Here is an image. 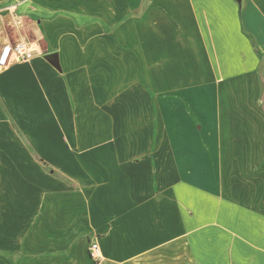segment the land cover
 <instances>
[{"label":"crops","instance_id":"0c3cea01","mask_svg":"<svg viewBox=\"0 0 264 264\" xmlns=\"http://www.w3.org/2000/svg\"><path fill=\"white\" fill-rule=\"evenodd\" d=\"M17 41L0 264H264V0H0Z\"/></svg>","mask_w":264,"mask_h":264},{"label":"built area","instance_id":"2783aa9c","mask_svg":"<svg viewBox=\"0 0 264 264\" xmlns=\"http://www.w3.org/2000/svg\"><path fill=\"white\" fill-rule=\"evenodd\" d=\"M35 54L36 49L31 43L24 41L5 43L0 51V69H5L14 63L30 61ZM89 253L95 261L100 262L102 254L97 241L91 243Z\"/></svg>","mask_w":264,"mask_h":264},{"label":"water","instance_id":"95a60500","mask_svg":"<svg viewBox=\"0 0 264 264\" xmlns=\"http://www.w3.org/2000/svg\"><path fill=\"white\" fill-rule=\"evenodd\" d=\"M47 60L56 68H60L59 57L56 53L46 56Z\"/></svg>","mask_w":264,"mask_h":264},{"label":"rangeland","instance_id":"374dc122","mask_svg":"<svg viewBox=\"0 0 264 264\" xmlns=\"http://www.w3.org/2000/svg\"><path fill=\"white\" fill-rule=\"evenodd\" d=\"M73 112L75 113V105H74V110H73Z\"/></svg>","mask_w":264,"mask_h":264}]
</instances>
